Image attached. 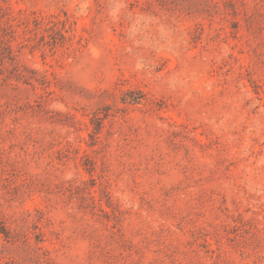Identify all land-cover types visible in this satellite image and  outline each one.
I'll return each instance as SVG.
<instances>
[{"label":"rangeland","instance_id":"374dc122","mask_svg":"<svg viewBox=\"0 0 264 264\" xmlns=\"http://www.w3.org/2000/svg\"><path fill=\"white\" fill-rule=\"evenodd\" d=\"M0 264H264V0H0Z\"/></svg>","mask_w":264,"mask_h":264}]
</instances>
